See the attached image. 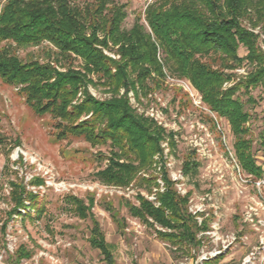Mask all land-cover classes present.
Returning <instances> with one entry per match:
<instances>
[{
	"label": "trees",
	"instance_id": "16d2710c",
	"mask_svg": "<svg viewBox=\"0 0 264 264\" xmlns=\"http://www.w3.org/2000/svg\"><path fill=\"white\" fill-rule=\"evenodd\" d=\"M126 17L125 5L115 0H7L0 11V44L7 42L0 46V77L17 87L37 114L57 119L59 139L83 136L92 146L109 145L108 154H98L108 163L97 171V179L121 187L133 181L148 186L155 201L138 194V205L126 202L130 212L153 227L160 239L188 253L200 245L197 234L207 224L198 225L188 210L190 193H178L165 164L160 167L163 190L159 175H139L161 151L165 130L144 113L137 114L127 94L134 88L141 100L168 75L188 78L210 109L230 121L243 168L257 178L264 177L251 149L252 140L246 138L251 113L245 108L246 102H256L253 89L262 87L264 93V52L258 45L264 35V0H156L144 12L148 26L139 15L131 28H125ZM245 17L252 27L261 26L259 33L243 25ZM43 44L45 59L33 53L22 58L16 53ZM240 46L246 48L245 55L239 54ZM160 49L163 60L158 56ZM76 60L79 65L73 64ZM245 62L252 66L249 73L224 87L236 76L227 70ZM90 86L103 88L111 97L96 98ZM80 92L82 97H78ZM241 92L248 95L246 101ZM197 166L186 161L184 174H194ZM43 182L40 178L32 181ZM10 184L15 203L10 215L26 206L36 209L39 216L44 213L40 195L27 190L24 179ZM66 201L76 215L91 218V245L101 251L105 264H116L92 212L94 199L86 204L70 194ZM0 228L5 232L7 221ZM15 256L20 261L31 252L22 246Z\"/></svg>",
	"mask_w": 264,
	"mask_h": 264
},
{
	"label": "rangeland",
	"instance_id": "374dc122",
	"mask_svg": "<svg viewBox=\"0 0 264 264\" xmlns=\"http://www.w3.org/2000/svg\"><path fill=\"white\" fill-rule=\"evenodd\" d=\"M6 1L0 0V11ZM115 1L125 5V28H131L139 15L148 26L144 12L147 5L156 0ZM242 22L249 30L259 33L260 25L252 27L247 17ZM263 38L259 37L258 45L264 52ZM6 43L3 41L0 46ZM44 47L45 44L18 49L16 53L22 58L33 53L43 59ZM160 51L163 60L164 52ZM105 52L118 57L112 51ZM246 53V48L240 46L239 54ZM246 63L227 70L236 76L224 87L249 73L252 66ZM73 64L79 65L80 61ZM172 77L187 81L196 95L192 97L178 81H169L167 77L148 98L140 100L134 88L128 91L129 103L135 112L144 113L165 130L161 151L154 155L153 164L141 169L139 175H159V183L163 181L160 167L165 164L178 193H190L187 206L192 215L200 212L206 219L204 223L210 225L212 231L217 230L218 235L235 233L238 236L221 256L211 258L213 260L205 264H243L244 258L259 246L260 233L245 220V216L251 205L255 206L258 200L264 201V188L260 190L255 183L256 175L243 168L230 121L210 109L202 93L188 78ZM90 92L98 99L111 97L101 87L90 86ZM123 93L124 89L121 90ZM240 94L246 101L248 95ZM251 95L256 102H246L245 108L251 113L246 123L249 128L246 138L252 140L251 149L257 164L264 170L262 87L253 89ZM78 97H82L81 92ZM56 125L57 119L51 114H37L18 88L3 82L0 77V227L7 221L5 232L2 233L0 228V254H3L0 264H105L101 251L89 240L92 220L83 219L70 209L66 201L70 194L83 199L86 204L94 199L92 212L113 249L116 264H197L199 257H209V253L224 249L217 236L208 235L204 238V246L191 247L188 253L160 239L153 227L132 215L126 203L138 205V194L149 199L148 186L133 181L121 187L100 181L96 173L107 165L108 160H101L98 154H108L109 145L92 146L83 136L59 139ZM186 161L198 163L197 172L185 175ZM36 178L44 182L33 184ZM16 179H24L27 190L40 195L39 206L44 209L41 216L29 206L18 207L17 212L9 214L15 206L10 197V183ZM26 204L30 205L29 202ZM27 213L31 217L25 216ZM22 246L31 252V256L18 261L16 251ZM263 254L257 253V264H264Z\"/></svg>",
	"mask_w": 264,
	"mask_h": 264
},
{
	"label": "built area",
	"instance_id": "2783aa9c",
	"mask_svg": "<svg viewBox=\"0 0 264 264\" xmlns=\"http://www.w3.org/2000/svg\"><path fill=\"white\" fill-rule=\"evenodd\" d=\"M261 36L264 37V35L262 34ZM264 40V38H263ZM159 58L161 59V51L159 52ZM168 80L169 81H175L178 83H180L183 88L192 96L194 97L196 95V92L193 90L192 86L185 80H181L179 78H174L170 75L167 76ZM195 100V99H194ZM139 105V104H138ZM145 112V110H143ZM147 111H149V109L147 108ZM146 111V112H147ZM145 112V113H146ZM237 164V163H236ZM236 168L239 169V166L238 164L236 165ZM255 183L257 184L258 188L260 190H262L264 188V177H261V178H256L255 180ZM160 184V189L163 190L164 189V182L160 180L159 182ZM158 188H155V190H157ZM155 194H151L149 199H151L152 201H155ZM250 211L249 213H247V215L245 216V220L247 222H250L253 227L257 230V231H260V233L258 234V241H259V246H256L255 247V250L251 251L245 258H244V261H243V264H257V262L255 261L256 258H257V253H262L264 252V201L262 200H258L256 202V205L253 206L251 205L250 206ZM199 212H196L194 214V217L198 223V225L200 226H203L205 225V217ZM220 217H218V220H219ZM219 221H217V225H218ZM213 226V225H212ZM215 228V226H213ZM208 235L210 236H217V238H219L218 240H221L222 242V246L224 249H220L218 252L216 253H209L210 256L209 257H206V256H203V257H199L196 262L197 264L199 263H202V264H205L206 262L210 261V260H213L219 256H221L224 252V250L227 249L228 246H230L231 244H233L234 242H236L238 240V236L235 234V233H232V234H226V235H218V231L215 230V231H212L210 229V225L207 226V228H203L199 231V233L197 234V237L198 239H200L201 243L198 247H202L204 246V242H205V237H207ZM220 254V255H218ZM211 256H214V257H211ZM213 258V259H211ZM264 258V254L263 256L261 257V259ZM205 260V261H203ZM3 261V254H0V263ZM262 261V260H261ZM3 263V262H2ZM262 264V263H261Z\"/></svg>",
	"mask_w": 264,
	"mask_h": 264
}]
</instances>
